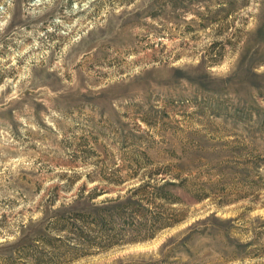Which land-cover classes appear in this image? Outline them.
<instances>
[{
  "label": "rangeland",
  "instance_id": "1",
  "mask_svg": "<svg viewBox=\"0 0 264 264\" xmlns=\"http://www.w3.org/2000/svg\"><path fill=\"white\" fill-rule=\"evenodd\" d=\"M158 183L153 237L57 233ZM0 264H264V0H0Z\"/></svg>",
  "mask_w": 264,
  "mask_h": 264
},
{
  "label": "trees",
  "instance_id": "2",
  "mask_svg": "<svg viewBox=\"0 0 264 264\" xmlns=\"http://www.w3.org/2000/svg\"><path fill=\"white\" fill-rule=\"evenodd\" d=\"M165 185H147L141 186L139 189L132 190L131 196H121L117 198L106 199L96 202L99 195L91 194L87 197L79 194L78 198L68 207L61 205L59 209L54 211V224L57 226V233H65L63 236L69 240V247L75 251L81 245L91 248L97 246L107 240V243L114 244L125 226L119 228V221L125 225H134L129 222L135 216L141 215L146 221V227L149 235L153 237L161 229L170 227L175 221L164 217L165 215L152 214L148 206L156 204V201L162 198L168 199L169 193L165 191ZM141 196V198H139ZM126 197L125 201L122 198ZM137 197L138 199H134ZM125 209H131L132 214L129 217H124L122 214ZM141 209V210H140ZM123 231H121V230ZM116 235H113V232ZM61 235V234H60ZM57 238L62 242V237ZM150 237V238H151ZM77 249V250H76ZM37 261L38 258H37Z\"/></svg>",
  "mask_w": 264,
  "mask_h": 264
}]
</instances>
